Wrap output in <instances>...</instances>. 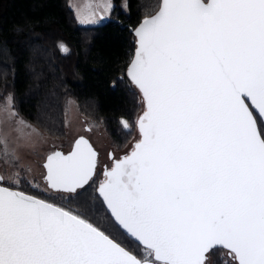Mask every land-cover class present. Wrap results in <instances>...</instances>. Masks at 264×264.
<instances>
[{"label": "snow or ice", "instance_id": "6c2138e0", "mask_svg": "<svg viewBox=\"0 0 264 264\" xmlns=\"http://www.w3.org/2000/svg\"><path fill=\"white\" fill-rule=\"evenodd\" d=\"M134 34L140 138L123 157L109 154L103 180L83 137L43 167L49 189L99 205L142 258L80 212L17 190L13 171L0 173V264H264V0H161ZM0 125L17 133L0 127L7 173L20 141L38 133L11 96Z\"/></svg>", "mask_w": 264, "mask_h": 264}, {"label": "trees", "instance_id": "16d2710c", "mask_svg": "<svg viewBox=\"0 0 264 264\" xmlns=\"http://www.w3.org/2000/svg\"><path fill=\"white\" fill-rule=\"evenodd\" d=\"M160 1L126 0L124 11L123 0H113L111 18L97 26H80L69 0H0V92L12 94L23 119L59 138L66 134L64 101L73 97L86 116L104 125L112 143L124 146L142 106L126 76L135 49L133 30L157 11ZM22 191L59 205L34 191ZM70 204L139 255L135 245L112 228L99 205L93 209L76 200Z\"/></svg>", "mask_w": 264, "mask_h": 264}, {"label": "rangeland", "instance_id": "374dc122", "mask_svg": "<svg viewBox=\"0 0 264 264\" xmlns=\"http://www.w3.org/2000/svg\"><path fill=\"white\" fill-rule=\"evenodd\" d=\"M106 3H111L113 5L112 11L110 13L105 11L104 5ZM69 7L73 11L78 25L97 26L112 17L114 4L113 0H69ZM120 7L124 11H127L126 0H123ZM93 12L95 13V16L93 17V23L79 22L78 17L82 20L85 16L91 15ZM0 95L3 96V99H0V106H3L7 102L9 96L12 97L13 103V96L11 93L2 95V92H0ZM142 109L143 103L137 114V117ZM63 110L66 134L61 138L49 135L38 126L23 119L18 114V119L25 121L31 126V129L36 130L38 135L33 134L30 140L27 141L21 140L20 143L24 146L18 149V154L20 157L18 161V167L15 169H8L7 173L4 172L3 168H0V173L8 174L13 171H18L20 173L19 179L21 181V184L18 188L19 190L25 189L34 191L44 198H47L51 201H56L65 209L73 210V206L70 204L72 201H74L73 199H70L66 196H58L54 190L48 188L44 180L45 169L43 167L46 156L56 149L62 150L64 153L68 152L74 146L75 140L79 136H85L90 140L92 146L98 154L97 174L99 180H101L102 172L105 167L109 168L112 164V159H110L109 154H112L115 156V158H119L122 154H125L129 150L132 143L137 139L138 135L137 129H135L129 141L124 146L118 147L112 143V140L108 135L104 125L100 121H96L86 116L81 111L78 103L73 97H67L65 99ZM0 127H4L10 132V139L14 140L16 138L17 133L12 131L11 127L3 125H0ZM12 127H14V125ZM31 129H25V132H29ZM133 250L139 254V258H142L138 248L134 247ZM219 259H221V264H223V261L229 258L227 256H223L219 257Z\"/></svg>", "mask_w": 264, "mask_h": 264}, {"label": "water", "instance_id": "95a60500", "mask_svg": "<svg viewBox=\"0 0 264 264\" xmlns=\"http://www.w3.org/2000/svg\"><path fill=\"white\" fill-rule=\"evenodd\" d=\"M160 4H161V1H160ZM159 7H160V5H159ZM159 11V8L157 9V11L155 12V13H153L152 15H150V16H148V17H146V18H150L151 16H154L157 12ZM145 19V18H144ZM143 19V20H144ZM142 20V21H143ZM141 21V22H142ZM140 22V23H141ZM140 23L134 28V30L137 28V27H139V25H140ZM134 30H133V35H134V37H135V49H134V53H135V50H136V41H137V37L135 36V34H134ZM133 56H134V54H133ZM133 58V57H132ZM132 60V59H131ZM131 62V61H130ZM130 64V63H129ZM128 67H129V65H128ZM128 67H127V70H126V76H127V78H128V80L131 82V79H130V77L128 76ZM132 83V82H131ZM132 85L135 87V85L132 83ZM135 89L139 92V90L135 87ZM139 94H140V97H141V100H142V103H143V99H142V94L139 92ZM143 110H144V103H143V109H142V111L140 112V114L138 115V117H137V119H136V122H137V120L139 119V117L143 114ZM136 129H137V135H138V137H137V139L132 143V145L140 138V134H139V131H138V128H137V124H136ZM132 145H131V147L129 148V150L125 153V154H122L119 158H121V157H123L124 155H126L128 152H130L131 151V148H132ZM58 151V150H57ZM56 152V151H55ZM119 158H117V159H119ZM112 163H113V161H112ZM111 166H112V164H111ZM111 166L109 167V168H111ZM104 179V177H103V173H102V178H101V180H103ZM7 186V185H6ZM17 190H19V189H17ZM19 191H22V190H19ZM24 192V191H23ZM26 193V192H25ZM26 194H28V195H31V194H29V193H26Z\"/></svg>", "mask_w": 264, "mask_h": 264}, {"label": "flooded vegetation", "instance_id": "af4514ba", "mask_svg": "<svg viewBox=\"0 0 264 264\" xmlns=\"http://www.w3.org/2000/svg\"><path fill=\"white\" fill-rule=\"evenodd\" d=\"M81 137H83L85 140H87L90 144H91V142H90V140L87 138V137H85V136H79L76 140H75V143H76V141L78 140V139H80ZM75 143H74V145H75ZM91 146H92V144H91ZM74 147V146H73ZM73 147L68 151V152H66V153H64L62 150H59V149H56V150H54V151H52V152H50L48 155H50L51 153H53V152H55V151H59V152H62V153H64L65 155L66 154H68L70 151H72V149H73ZM93 147V146H92ZM93 149H94V147H93ZM95 150V149H94ZM47 155V156H48ZM47 156H46V159H47ZM45 162H46V160H45ZM45 162H44V164H45ZM104 171V170H103ZM45 172H46V169H45ZM103 173V172H102Z\"/></svg>", "mask_w": 264, "mask_h": 264}]
</instances>
